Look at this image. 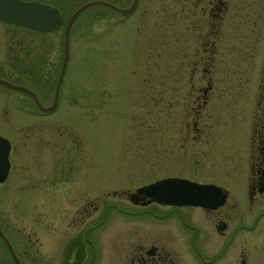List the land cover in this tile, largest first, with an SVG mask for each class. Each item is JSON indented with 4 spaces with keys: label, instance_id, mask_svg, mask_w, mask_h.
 <instances>
[{
    "label": "rangeland",
    "instance_id": "rangeland-1",
    "mask_svg": "<svg viewBox=\"0 0 264 264\" xmlns=\"http://www.w3.org/2000/svg\"><path fill=\"white\" fill-rule=\"evenodd\" d=\"M50 1L65 20L87 0ZM208 2L139 0L128 16L104 5L80 12L69 32L61 101L49 116L25 114L31 106L0 83V134L12 144L8 175L0 182V229L13 246H28L36 237L47 241L46 228L66 225L87 199L92 222L100 202L103 208L106 203L117 206L109 208L102 230L104 240H111L122 257L125 245L136 247L131 232L176 224L169 206H147L168 214L161 219L126 212L143 208L127 199L128 192L168 175L219 185L228 194L220 209L235 217L233 226L247 231V222L237 223V217L252 208L250 224L260 215L255 227L264 231V204H252L249 188L250 155L253 152L257 161L260 154L256 143L251 147L252 134L264 129V0H227L225 13L215 18L212 28L207 10L201 12ZM62 33V26L43 35L0 21V77L17 79L15 59L9 54L14 37H22L27 45L49 44L55 59L61 57ZM48 38L52 42H46ZM202 39H207L203 52ZM196 46L199 56L202 52L210 59L213 87L194 117L189 78L198 80L202 72L192 73L185 61L194 57ZM64 162L69 167L65 198L57 203L53 197L27 196L25 208L31 211L22 212L18 203L25 202H17L25 196L21 194L41 192L40 187L46 192L50 181L62 178ZM181 211L196 216L199 228L211 226L200 207ZM32 229L37 233L29 236ZM186 229L182 225L181 230L165 232V246L176 248L172 255L177 264H204L193 250L191 229ZM260 239L264 243V235ZM220 241L216 236L208 240L214 248L208 264H230L239 253V240L232 245ZM5 251L0 239V257ZM249 255L250 264H264V244L251 248Z\"/></svg>",
    "mask_w": 264,
    "mask_h": 264
},
{
    "label": "flooded vegetation",
    "instance_id": "flooded-vegetation-1",
    "mask_svg": "<svg viewBox=\"0 0 264 264\" xmlns=\"http://www.w3.org/2000/svg\"><path fill=\"white\" fill-rule=\"evenodd\" d=\"M42 3H46L55 9L58 17L59 23L51 30L48 31H39L36 29H32L27 27V29L32 30L35 33H41L43 35H49L59 29L61 26L63 27V31L65 28L66 20H64L63 16L60 13L58 7H56L50 0H35ZM131 0L127 4H116L120 7H126L130 4ZM139 0L137 2L136 7L138 6ZM136 7L126 13L121 14L117 10H113L119 15L128 16ZM227 7V0H209L207 8L206 5L202 8L201 12H205L207 10V22L209 26L212 28L216 23L215 18H220V16L225 13V8ZM0 21H4L1 20ZM196 22L194 21V25L196 26ZM11 23V22H10ZM14 24V23H13ZM19 25V24H18ZM22 26V25H19ZM72 26V25H71ZM71 30V27H70ZM63 34V33H62ZM16 43L14 47L10 49L9 54H13L14 64H15V75L16 78L14 82L23 85L30 89L36 96L38 102L43 107H47L51 104H56L55 107L51 110L45 111L40 109L36 105L34 96L25 89L19 88H11L17 94V100L25 102V104L31 106V111L25 112V114H29L32 116H41L46 117L51 115L53 111L56 110L61 101V93L64 86V76L65 71L63 72L62 78L59 82V86L56 89L57 80L60 73V68L63 60V51L61 53V57L57 55L54 59V52L49 48V44L43 43V47L39 46L37 42L34 41L27 45L23 38L14 37ZM52 42V38H48L46 40ZM62 47H63V37L61 39ZM203 43L201 45L202 52L207 48V39H202ZM31 48L29 49V47ZM201 52V56H202ZM199 48L196 46V50L193 54V58L187 62V66L191 67L192 73H197V71L201 70V76L198 80L194 79L193 76H190V90L188 96V103L193 104L191 112L195 117L196 113L200 111L201 105L207 101L203 100L207 93L211 91L213 84L210 77V59L205 56H199ZM69 59V54H68ZM24 63L22 66L20 63ZM68 62V60H67ZM184 62V61H182ZM67 65V64H66ZM57 69V71H56ZM66 69V67H65ZM22 75L24 79H21ZM44 79V80H43ZM4 85V84H2ZM18 103V102H17ZM194 119V118H193ZM50 124L46 121L45 127H49ZM255 129V127L253 128ZM34 132V130H32ZM257 144V147L260 148V154L257 155L258 159L255 161L253 152H251L250 158V170H249V188H250V198L252 204H256L262 206L264 204V129H258L253 132L251 139V147L252 144ZM12 149V144L10 146L9 155ZM252 151V150H251ZM10 161V160H9ZM63 172L60 174L62 178L59 181L52 180L48 183L47 191H43V187L38 188V191L35 190L26 191L21 194L25 195L21 197L18 201L25 202L23 198L30 196L32 199H35V195L43 198H56L58 199L56 202L59 203L60 198H65V187L66 184V174L68 173L69 167L64 165L61 167ZM169 176V175H168ZM165 177V176H163ZM162 178V177H159ZM159 178H155L151 181L157 180ZM4 181V180H3ZM148 181V182H151ZM2 182V181H0ZM146 182V183H148ZM113 193L115 194V190L113 189ZM35 194V195H34ZM128 200L131 201L134 205L141 206V210L138 211H126L129 214H134L138 212V214H144L146 216H151L157 219H161L164 216L168 215L166 213L155 211L153 209L147 208L150 204H154L157 206H169L173 210L171 213H175L177 219L173 226H160L159 230L150 231V229H146L141 233L135 235L134 232H131L132 241H136L133 249L125 245V254L122 257H119V248L111 244V240L107 239L104 236V230H102L103 222H107L109 208L116 207L114 203H106L103 205L100 202V208L95 207V213L97 217L94 219V222L89 221L88 217L91 218L93 216V211L88 209V205L91 202L87 203V199H85L82 204V209H79L76 214H71L69 216L68 223L66 225L60 226L58 224H53L52 226L46 228V233L48 234V240H38L35 239L31 241L28 246L15 244L12 248L14 250L16 259L19 264H177L174 262V256L172 255L176 248H169L165 246L166 240L164 239L165 232L171 233L172 231L181 230L182 225L186 226L187 230L191 229L192 233V242L194 243L193 250L196 253V257L200 258L204 264H208L213 257V245L209 243L208 240L211 237L216 236L222 241L219 243H229L233 244L236 240L242 244L241 248H239V253L234 254L231 257L230 264H250V255L251 248H256L262 246L261 239L264 235V231L261 232L260 227H255L258 219L255 217L254 225L250 224L251 217L254 213V209L249 208L248 214L239 215L237 223L247 222L244 224L246 227L245 230L241 228H236L233 226V223L236 222L235 217L230 214L228 211L221 210L220 207L226 203H224L216 208H203L200 207L203 212H205L210 218L209 228L202 227L199 228L194 224L196 220V216H190L187 211H181L183 207H188V205H167L161 204L153 201L149 196L137 192L136 187L127 193ZM101 199V198H100ZM26 202L21 204L18 203V208L25 213H29L30 209L25 208ZM34 206V205H33ZM84 207V208H83ZM190 207V206H189ZM175 210V211H174ZM32 216V214H31ZM172 216V215H171ZM60 217L65 218V214ZM195 217V218H194ZM87 221L89 223L87 224ZM242 225V224H241ZM255 227V228H253ZM25 232L27 231L25 227H20ZM104 231V232H103ZM190 231V230H189ZM3 232V231H2ZM4 233V232H3ZM29 236L35 235L37 232H34V229L27 232ZM151 233H153L151 236ZM165 235V236H164ZM7 237V236H6ZM136 239V240H135ZM140 240V241H139ZM145 242H148L145 243ZM168 242V241H167ZM5 247L4 254L0 257V264H16L12 254L8 250L5 243L2 241ZM134 245V242H131ZM218 243V244H219ZM219 246V245H218ZM230 247V246H229ZM135 248V249H134ZM218 248V247H217ZM227 248V247H226ZM122 249V248H121ZM121 258V261H119Z\"/></svg>",
    "mask_w": 264,
    "mask_h": 264
},
{
    "label": "water",
    "instance_id": "water-1",
    "mask_svg": "<svg viewBox=\"0 0 264 264\" xmlns=\"http://www.w3.org/2000/svg\"><path fill=\"white\" fill-rule=\"evenodd\" d=\"M138 0H132L130 5L120 7L107 0H88L79 5L69 16L63 33V61L60 69L56 89L62 78L68 59V34L70 25L77 15L92 5H105L122 14L133 10ZM0 18L29 26L39 30L53 29L59 23V17L54 8L38 1L24 0H0ZM0 83L11 87L25 89L35 98L36 105L40 109L48 111L55 107V103L47 107L41 106L35 94L27 87L16 82L0 77ZM9 140L0 135V181H3L9 170ZM137 192L149 196L152 200L163 204L195 205L206 208H215L226 199V192L218 185L201 183L184 177H166L154 182L144 184L136 188ZM0 238L12 254L16 264H19L12 245L6 235L0 229Z\"/></svg>",
    "mask_w": 264,
    "mask_h": 264
}]
</instances>
